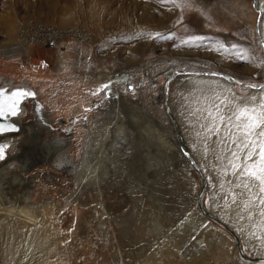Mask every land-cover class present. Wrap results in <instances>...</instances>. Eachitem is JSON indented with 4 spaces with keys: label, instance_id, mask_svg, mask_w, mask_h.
Returning <instances> with one entry per match:
<instances>
[{
    "label": "rangeland",
    "instance_id": "rangeland-1",
    "mask_svg": "<svg viewBox=\"0 0 264 264\" xmlns=\"http://www.w3.org/2000/svg\"><path fill=\"white\" fill-rule=\"evenodd\" d=\"M175 1L180 14L160 30L133 25L101 33L89 0H0V77L29 84L36 97L29 98L22 122L31 123L42 142L67 144L62 156L73 160L82 182L76 186L68 171L36 160L41 149L34 143L30 174L23 176L35 193L30 208L39 218L60 219L55 231L72 264H264L242 259L233 235L201 212L202 179L181 151L205 180L203 210L233 230L244 256H264V192L245 187L252 182L232 167H243L246 151L238 147L233 112L253 95L250 106L259 111L264 94L249 87L264 85V0ZM152 5L157 18L166 13L160 1ZM37 25L62 35L56 47L28 45ZM78 31L89 36L91 48L69 35ZM146 43L151 47L140 63H126ZM87 60L97 69L92 80L85 77ZM187 77L216 78L217 89L180 88ZM121 97L124 106L143 110L154 132L144 135L146 124L137 125L133 141H121L100 169L85 175L87 137L104 121L114 135L111 117ZM158 134L169 140L166 151L156 149L162 147Z\"/></svg>",
    "mask_w": 264,
    "mask_h": 264
},
{
    "label": "bare ground",
    "instance_id": "bare-ground-1",
    "mask_svg": "<svg viewBox=\"0 0 264 264\" xmlns=\"http://www.w3.org/2000/svg\"><path fill=\"white\" fill-rule=\"evenodd\" d=\"M159 1L161 2L160 11L165 10L166 13L163 11L164 14L157 18L151 12L155 10L153 9V2ZM115 5H118L119 9L114 8ZM175 5H177L175 0H89L93 23L98 29L100 28L101 33L105 32L103 29L108 31L110 29L124 28L127 31H131L134 28L132 27L133 25H147L152 26L155 30H160L173 23L180 14L181 7H176L175 11L173 8ZM127 6L133 9L131 10L133 13L126 12ZM20 31L21 42L25 43L24 36L28 32L23 27H21ZM108 33H111V31H108ZM74 34H76L75 38L78 39L79 43H87L89 48L92 47L88 35L79 31L77 33H69L73 37ZM31 36L32 39L28 45L44 46V40L41 37L33 34ZM61 36L57 32L56 37L58 40L61 39ZM23 43L20 44L23 45ZM150 47L149 43L142 45L138 49L140 50L139 55L134 54L133 60H126V63L129 65L140 63L144 55H147L146 53H148ZM105 53L102 52L100 54L104 56ZM103 58L110 59L109 56H104ZM80 66L81 64L78 65V68ZM85 67L87 80H92V78L97 76L95 73H90L91 71H97L93 62L87 60ZM60 68L61 65L57 70L59 71ZM208 75L205 74V77ZM205 77L183 78L178 82L179 87L182 89H190L192 87H196V89H217L216 78ZM0 87L28 89L29 84L14 85L12 81L4 80L0 77ZM29 100L28 98L23 102L20 114L12 120L18 127V133L0 136V145L7 146L4 149V158L0 160V264H72V258H69L70 250L62 248L63 236H58L55 231L56 222L57 220L60 221V219L56 218V216L49 217L46 215L39 218L35 210L30 208L33 205L35 193L33 190H27L28 185L27 183L25 184L23 176L27 177L30 174L28 171H30L31 162L27 154L34 143H37L41 149L40 153L34 154L36 160H41L47 167H54L56 171H68L76 179V186H79L82 182L78 179L79 172L75 170L73 160L62 156L61 149L67 148V144L56 140L42 142L39 140V134L31 126V123L22 122L27 114L26 106ZM123 103H125L124 99L122 97L118 98L116 113L111 117V120L116 124L114 135L111 134L109 126L104 121L98 126L95 125L92 134L87 137L83 155L85 164L82 165V172L85 175L89 174L90 170L95 171V168L100 169V164L109 160L110 151L115 150V147L120 145L121 141H133L132 133L135 132L134 129L137 125L146 124L147 129L143 130L144 135L151 136L154 132V126L150 124V119L144 115L142 109L129 103L124 106ZM158 135L162 141V147H155L157 151L160 149L166 151V143L169 140L167 136ZM148 142L150 146L155 145L152 137L148 138ZM149 154L150 151L145 155L148 160ZM95 156L96 161L94 159ZM164 159L165 162L169 163L172 157ZM55 162L56 165H52ZM84 165L89 167L86 168ZM231 259L229 256L226 261H231ZM215 264H221V261Z\"/></svg>",
    "mask_w": 264,
    "mask_h": 264
},
{
    "label": "snow or ice",
    "instance_id": "snow-or-ice-1",
    "mask_svg": "<svg viewBox=\"0 0 264 264\" xmlns=\"http://www.w3.org/2000/svg\"><path fill=\"white\" fill-rule=\"evenodd\" d=\"M161 38L167 39L168 37ZM199 39V37H195L192 41H185V43H195ZM104 87L108 88V85ZM249 87L264 89V85L253 84L249 85ZM30 95L32 94L20 90L13 91L11 95H5V90H0V118L16 116L20 98ZM250 101H256V96L244 98V105L236 108L233 112L237 121L236 127L240 129L238 147L246 151L243 167L241 168L239 164H233L232 167L235 170L234 174L242 171L244 178L252 182L251 184H245V187L258 186L260 191L264 192V94H262L259 101V111L257 107L250 106ZM231 118L229 117V119ZM219 119L223 122L224 117L220 116ZM15 130L11 125L0 124V133ZM216 130L218 131V129ZM6 147V145H0V160L4 158V149ZM233 155L239 158L238 153H233ZM247 161L252 162L247 163Z\"/></svg>",
    "mask_w": 264,
    "mask_h": 264
},
{
    "label": "water",
    "instance_id": "water-1",
    "mask_svg": "<svg viewBox=\"0 0 264 264\" xmlns=\"http://www.w3.org/2000/svg\"><path fill=\"white\" fill-rule=\"evenodd\" d=\"M223 78L227 79V80H231L230 78L224 76V75H221ZM0 90H5V95H11V93L13 91H17V90H20V91H25V92H28V93H31L32 95L30 96H27V97H21L20 98V103L18 104V111H17V115L16 116H8L6 118H0V124H5V125H11L13 126L16 130L15 131H6V132H3V133H0V136H4V135H12V134H17L18 133V127L17 125H15L13 123V119L15 117H17L19 114H20V111H21V105L23 104V102L28 99V98H33L35 100V94L33 93V90H31V88L29 87L28 89H23V88H20V87H11V88H6V87H0ZM35 107L39 108V106L35 103ZM181 151L183 152V154L189 159L190 163L192 164V166L195 168V170L198 172L199 176L201 177L202 179V186H201V190L200 192L198 193V196H197V204L199 206V209L201 210V212L209 219L215 221L217 224L221 225L223 228H225L227 231H229L235 241H236V244H237V249H238V252H239V255L242 259L248 261V262H251V263H263L264 262V256H250V257H246L244 256L242 253H241V250H240V246H239V240L238 238L236 237V235L234 234L233 230L227 225L225 224L222 220H220L218 217L206 212L203 210L201 204H200V196L202 195L204 189H205V180L203 178V175L201 174V172L199 171V168L198 166L195 164V162L193 161V159L189 156V153L184 149V147H181Z\"/></svg>",
    "mask_w": 264,
    "mask_h": 264
},
{
    "label": "built area",
    "instance_id": "built-area-1",
    "mask_svg": "<svg viewBox=\"0 0 264 264\" xmlns=\"http://www.w3.org/2000/svg\"><path fill=\"white\" fill-rule=\"evenodd\" d=\"M23 29L26 30L25 28ZM57 32H58L57 30L52 29L50 27L37 25L33 27L31 34H33L34 36L41 37V39L44 40L43 42L44 46L48 48H54L56 47L57 42H58V38L56 37Z\"/></svg>",
    "mask_w": 264,
    "mask_h": 264
}]
</instances>
